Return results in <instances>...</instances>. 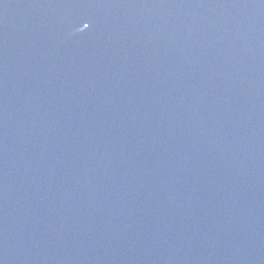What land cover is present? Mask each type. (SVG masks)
Wrapping results in <instances>:
<instances>
[{
	"label": "water",
	"instance_id": "obj_1",
	"mask_svg": "<svg viewBox=\"0 0 264 264\" xmlns=\"http://www.w3.org/2000/svg\"><path fill=\"white\" fill-rule=\"evenodd\" d=\"M0 264H264V0H0Z\"/></svg>",
	"mask_w": 264,
	"mask_h": 264
}]
</instances>
